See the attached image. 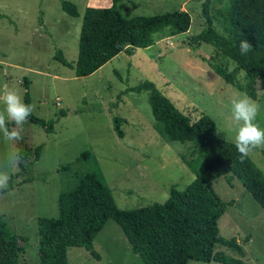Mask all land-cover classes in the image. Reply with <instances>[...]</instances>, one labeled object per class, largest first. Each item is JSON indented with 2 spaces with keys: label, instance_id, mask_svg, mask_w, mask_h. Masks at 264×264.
Here are the masks:
<instances>
[{
  "label": "rangeland",
  "instance_id": "obj_1",
  "mask_svg": "<svg viewBox=\"0 0 264 264\" xmlns=\"http://www.w3.org/2000/svg\"><path fill=\"white\" fill-rule=\"evenodd\" d=\"M66 1L76 5L78 17L63 12L61 0H0V95L11 89L23 97L27 78L30 101L36 106L33 114L56 121L52 134L28 121L18 129L29 148L43 146L32 167V183L21 182L27 175L18 168L17 142L6 141L0 133V167L8 157L17 158L7 168L15 177L13 189L0 195V216L11 232L26 237L19 240L21 264H39L37 219L56 218L58 194L75 189L87 173L101 179L121 211L164 203L172 186L183 191L195 179L186 165L194 161L195 168L199 166L193 144L167 140L153 120L148 93L131 88L152 82L192 120L201 112L209 115L217 135L232 142L236 133L231 101L245 95L208 66V62L228 64L230 71L233 62L211 44L190 43L206 26L204 0H125L119 11L126 17L185 11L190 27L173 37L159 35L151 47L135 49L131 56L120 53L87 77H76L73 70L54 60V54L60 50L68 62H75L84 10L109 7L111 0ZM224 2L215 0L210 10L219 34L223 33L220 12ZM236 79L239 85L245 84L243 72ZM256 88L257 99H251L260 107L255 123L264 128V88L260 84ZM113 117L123 120L121 139L113 130ZM249 157L264 173V147ZM32 158L31 152L21 161L26 164ZM212 188L222 201L234 202L218 220L219 236L235 238L244 255L223 245L215 250L242 264H264V212L237 180L229 185L225 177H219ZM93 250L99 259L83 248H68V264H143L112 220L97 234Z\"/></svg>",
  "mask_w": 264,
  "mask_h": 264
},
{
  "label": "trees",
  "instance_id": "obj_2",
  "mask_svg": "<svg viewBox=\"0 0 264 264\" xmlns=\"http://www.w3.org/2000/svg\"><path fill=\"white\" fill-rule=\"evenodd\" d=\"M125 0H111L109 7H87L84 10L75 62H68L60 50L54 60L74 71L76 77H87L96 72L115 56L125 53L131 56L135 49L151 47L156 37H173L186 33L191 19L185 11H173L153 16L122 15L119 8ZM215 0H204L202 14L206 26L190 39V43L211 44L215 51L234 63L229 71L228 64L208 62L211 70L226 84L232 85L252 99H257V84L264 88V0H225L220 12L223 33L219 34L212 25L210 10ZM61 9L68 16L78 17L74 3L61 0ZM248 40L252 50L242 55L240 42ZM238 72L244 73L245 84L239 85ZM29 80L24 79L23 99L31 104ZM148 93V103L153 120L162 135L169 141L191 143L200 160L198 168L194 161L186 162L195 174V179L183 191L174 186L164 203H153L144 207L121 211L108 187L93 174H85L78 186L62 191L57 197L56 218L37 219L39 264H68L67 249L83 248L94 258L93 242L108 220L114 221L122 230L133 254L143 264H187L189 261L221 264H242L231 258L217 245H223L243 256L244 252L235 238L219 236L218 220L233 201H222L214 192L212 182L225 177L228 184L237 180L264 212V173L248 156L241 162L234 142L220 138L216 124L201 112L195 120L178 110L152 82L143 81L130 89ZM61 116H65L61 111ZM29 123L41 127L45 133L54 132V120L29 116ZM122 119L113 117V130L123 138L120 128ZM11 130L13 124L8 123ZM18 168L27 175L22 184L34 181L31 171L39 160L42 145L29 148L19 137ZM33 158L23 164L30 153ZM14 175L8 186L0 189V195L13 189ZM19 240H26L11 232L0 216V264H21L22 247Z\"/></svg>",
  "mask_w": 264,
  "mask_h": 264
},
{
  "label": "clouds",
  "instance_id": "obj_3",
  "mask_svg": "<svg viewBox=\"0 0 264 264\" xmlns=\"http://www.w3.org/2000/svg\"><path fill=\"white\" fill-rule=\"evenodd\" d=\"M239 47L242 55L252 50V44L248 40L241 41ZM0 101L4 104L3 110H0V133L6 141L18 140V129L28 120L36 106L25 103L23 97L11 89L0 95ZM259 112V105L246 95L233 98L231 101V120L236 133L234 144L240 154L241 162L255 149L264 147V128L255 123ZM9 122L13 124L11 130L8 127ZM16 163L17 158L10 156L7 158V164L0 167V188L8 186L10 175L7 168ZM189 264L195 262L190 261Z\"/></svg>",
  "mask_w": 264,
  "mask_h": 264
},
{
  "label": "crops",
  "instance_id": "obj_4",
  "mask_svg": "<svg viewBox=\"0 0 264 264\" xmlns=\"http://www.w3.org/2000/svg\"><path fill=\"white\" fill-rule=\"evenodd\" d=\"M134 52V51H133ZM235 180V179H234ZM234 180H232L231 182H234ZM244 252V251H243ZM244 255V254H243Z\"/></svg>",
  "mask_w": 264,
  "mask_h": 264
}]
</instances>
